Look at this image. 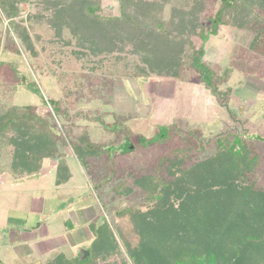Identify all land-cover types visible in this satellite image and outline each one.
I'll return each mask as SVG.
<instances>
[{"label":"rangeland","instance_id":"rangeland-1","mask_svg":"<svg viewBox=\"0 0 264 264\" xmlns=\"http://www.w3.org/2000/svg\"><path fill=\"white\" fill-rule=\"evenodd\" d=\"M219 4L208 0L204 15H214ZM96 8L108 20L119 15L118 0H101ZM20 9L13 24L0 8V102L27 109L32 120L53 128L57 151L38 172L18 177L21 167L12 165V146L0 141V181L5 180L0 185V264H37L61 254V264H86L101 250L100 256H110L116 264H135L132 251L141 237L130 215L121 212L146 211L149 203L133 179L152 172L176 150L184 154L187 145L197 159L222 140L246 144L257 161L251 181L264 190V39L255 51L254 32L220 28L206 43V81L191 68L180 79H129L108 68L92 69L83 55L89 49L77 46V36L69 30L64 40H55L49 23H33L29 14L37 10L35 0L22 1ZM26 30L36 53L22 46L19 33L26 35ZM37 33L41 37L35 40ZM66 38L72 44L64 45ZM194 40L199 48L202 40ZM140 135L145 139L139 142ZM77 143L90 144L100 154L95 164L80 161L73 149ZM62 159L72 177L57 185ZM118 184L133 185L135 192L119 193L114 189ZM103 223L110 226L93 244V225ZM81 249L90 255L81 259Z\"/></svg>","mask_w":264,"mask_h":264},{"label":"trees","instance_id":"trees-1","mask_svg":"<svg viewBox=\"0 0 264 264\" xmlns=\"http://www.w3.org/2000/svg\"><path fill=\"white\" fill-rule=\"evenodd\" d=\"M22 1L0 0L3 18L16 24L14 17L21 13ZM35 1L37 10L29 14L33 23H49L55 40H64V32L69 30L77 36V46L89 49L83 55L92 69L108 68L114 75L129 79H180L183 70L191 68L205 80L206 43L222 27L254 32L251 48L255 51L257 42L264 39V0H218V10L209 16L204 15L208 0H118L119 15L112 20L96 12L101 0ZM52 20L57 23L52 24ZM26 33H19L22 46L36 53L34 40L28 30ZM40 37L37 33L35 40ZM195 37L202 40L199 48L195 47ZM63 43L72 44L67 38ZM21 110L0 102V141L12 146V165L21 167L15 172L18 177L38 172L43 160L57 151L55 130L32 120L27 109ZM81 138L87 142L86 135ZM144 139L140 135L139 142ZM217 145L212 153L197 159H192L194 148L187 145L184 154L179 152L182 149L176 150L161 158L152 172L134 177L133 184L149 203L146 211L126 208L121 212L130 215L141 237L132 251L135 264H264V190L256 189L250 177L257 161L246 144L237 146L222 140ZM91 148L79 143L73 147L88 166L100 157ZM92 154L95 156H89ZM71 177L66 161L59 160L56 184ZM114 189L129 195L135 192L128 184ZM107 225H93V244L104 238ZM125 244L132 250L128 242ZM100 252H94L92 262L116 264ZM61 255L46 264H61Z\"/></svg>","mask_w":264,"mask_h":264},{"label":"water","instance_id":"water-1","mask_svg":"<svg viewBox=\"0 0 264 264\" xmlns=\"http://www.w3.org/2000/svg\"><path fill=\"white\" fill-rule=\"evenodd\" d=\"M264 140V138H263ZM81 259H85L87 257V255L89 256L90 255V251H87V250H84V249H81Z\"/></svg>","mask_w":264,"mask_h":264},{"label":"crops","instance_id":"crops-1","mask_svg":"<svg viewBox=\"0 0 264 264\" xmlns=\"http://www.w3.org/2000/svg\"><path fill=\"white\" fill-rule=\"evenodd\" d=\"M46 160H47V159H46ZM45 173H46V172H45ZM45 173H44V174H45ZM30 178H31V177H30ZM32 178H33V177H32ZM14 180H15V179H14ZM2 181H5V180H2ZM2 181H0V185H1V186H2V184H1ZM6 181H7V180H6ZM24 230H25V229H24ZM55 256H57V255H55ZM55 256H53L52 258H54ZM49 259H51V258H49ZM49 259H48V260H49ZM48 260H45V261H43V262H41V263H37V264H46Z\"/></svg>","mask_w":264,"mask_h":264}]
</instances>
